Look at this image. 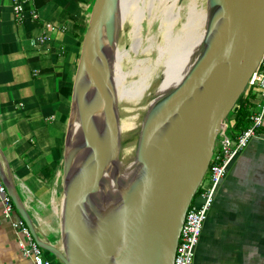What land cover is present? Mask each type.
I'll return each instance as SVG.
<instances>
[{
	"label": "water",
	"instance_id": "water-1",
	"mask_svg": "<svg viewBox=\"0 0 264 264\" xmlns=\"http://www.w3.org/2000/svg\"><path fill=\"white\" fill-rule=\"evenodd\" d=\"M122 0H95L64 145L61 245L39 235L0 147V174L34 239L63 264H174L187 211L217 139L264 54V0H206L183 77L145 108L124 153L115 62Z\"/></svg>",
	"mask_w": 264,
	"mask_h": 264
},
{
	"label": "crops",
	"instance_id": "crops-1",
	"mask_svg": "<svg viewBox=\"0 0 264 264\" xmlns=\"http://www.w3.org/2000/svg\"><path fill=\"white\" fill-rule=\"evenodd\" d=\"M94 2L32 0L15 15L13 1L0 0L3 164L39 235L57 246L72 88ZM41 37L48 39L38 41ZM251 92L242 101H249ZM252 103L251 114L260 110L258 101ZM19 238L0 200V264H31L20 250ZM194 264H264V127L220 182Z\"/></svg>",
	"mask_w": 264,
	"mask_h": 264
},
{
	"label": "rangeland",
	"instance_id": "rangeland-1",
	"mask_svg": "<svg viewBox=\"0 0 264 264\" xmlns=\"http://www.w3.org/2000/svg\"><path fill=\"white\" fill-rule=\"evenodd\" d=\"M128 2L129 6L123 14L125 20L117 54V60L119 57L122 58L116 74L121 75L118 92L122 116L121 131L125 140L124 153L132 155L136 145L137 129L140 127L146 106L157 91L162 92L171 86V67L166 52L171 57L179 56L180 47L190 37L198 33L203 34L204 21H201L198 32L195 26L188 25L195 21L199 22L201 12L206 11V0H128ZM249 89L247 87L244 94ZM248 97L250 102L260 100L255 91ZM232 113L233 110L229 115L231 119ZM209 180L208 170L203 185L207 186ZM43 255L63 264L46 249L43 250Z\"/></svg>",
	"mask_w": 264,
	"mask_h": 264
},
{
	"label": "built area",
	"instance_id": "built-area-1",
	"mask_svg": "<svg viewBox=\"0 0 264 264\" xmlns=\"http://www.w3.org/2000/svg\"><path fill=\"white\" fill-rule=\"evenodd\" d=\"M15 15L25 10L24 4L32 0H12ZM48 37L38 41L45 42ZM248 91H255L260 100V110L250 116V125L237 134H230L226 127L218 136L216 147L209 166L210 180L207 186L200 185L196 197L190 205L182 225L174 264H194L196 247L199 243L205 220L210 211L219 184L226 176L229 165L238 154L249 144L251 139L259 135L264 127V54L258 68L251 75ZM0 200L2 212L11 221L13 228L20 235L19 247L23 255L30 259L31 264H53L50 258L43 255V250L34 239L25 220L19 216L15 204L0 174Z\"/></svg>",
	"mask_w": 264,
	"mask_h": 264
},
{
	"label": "bare ground",
	"instance_id": "bare-ground-1",
	"mask_svg": "<svg viewBox=\"0 0 264 264\" xmlns=\"http://www.w3.org/2000/svg\"><path fill=\"white\" fill-rule=\"evenodd\" d=\"M122 1H123L122 2L123 3L122 4V12H125V10L127 9V7L129 6V2H128V0H122ZM130 13H132V12H130ZM136 15H135V17H136ZM205 18H206V11L203 10L201 12V18L199 19V22H196L195 21V22L189 23L188 26H190V25L191 26L193 25V27L195 26V28H197V32H198V29H200V27H201L200 26V23H201V21H204ZM124 20H125V18H123V21ZM202 36H203V34L198 33V34H195L192 37H190L187 40V42H185L180 47L181 53H180L179 56H175L174 55V57H171L169 55V53L166 52L167 58H168V61H169L170 67H171V78H170V84H171V86L174 85L175 83H177L183 77V75L186 73V71L188 70V68L192 64L193 58H194V56L196 54L195 52L198 49V45L201 42ZM117 54H118V52H117ZM121 58L122 57H119V59L115 62V78H116L117 86L119 85V81H120L121 75L116 74V70L120 66V60H121ZM193 200H192V202H193Z\"/></svg>",
	"mask_w": 264,
	"mask_h": 264
},
{
	"label": "trees",
	"instance_id": "trees-1",
	"mask_svg": "<svg viewBox=\"0 0 264 264\" xmlns=\"http://www.w3.org/2000/svg\"><path fill=\"white\" fill-rule=\"evenodd\" d=\"M243 96L244 95L240 97V99L238 100V102L232 109L233 119H231V116H229V120L227 122V130L230 134H237L241 132L242 130L246 129L250 125V116H251V111L254 107V103L248 100H246V102L242 101ZM199 190H200V187L198 191Z\"/></svg>",
	"mask_w": 264,
	"mask_h": 264
}]
</instances>
